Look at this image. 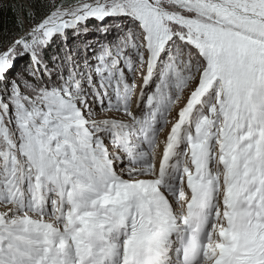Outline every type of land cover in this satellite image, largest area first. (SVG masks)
<instances>
[{"label":"snow or ice","instance_id":"6c2138e0","mask_svg":"<svg viewBox=\"0 0 264 264\" xmlns=\"http://www.w3.org/2000/svg\"><path fill=\"white\" fill-rule=\"evenodd\" d=\"M0 10V264H264V0Z\"/></svg>","mask_w":264,"mask_h":264},{"label":"trees","instance_id":"16d2710c","mask_svg":"<svg viewBox=\"0 0 264 264\" xmlns=\"http://www.w3.org/2000/svg\"><path fill=\"white\" fill-rule=\"evenodd\" d=\"M14 14L11 11L0 10V24L11 27L14 22Z\"/></svg>","mask_w":264,"mask_h":264}]
</instances>
